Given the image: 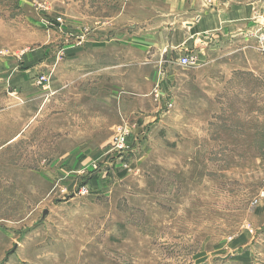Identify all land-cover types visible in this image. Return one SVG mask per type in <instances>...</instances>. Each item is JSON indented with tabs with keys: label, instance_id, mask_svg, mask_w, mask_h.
I'll use <instances>...</instances> for the list:
<instances>
[{
	"label": "rangeland",
	"instance_id": "rangeland-1",
	"mask_svg": "<svg viewBox=\"0 0 264 264\" xmlns=\"http://www.w3.org/2000/svg\"><path fill=\"white\" fill-rule=\"evenodd\" d=\"M123 2L0 0V61L18 67L25 53L49 46L30 94L56 99L33 118L40 98L14 104L23 92L0 85V264H264V231L254 240L261 224H247L264 191V118L251 112L256 102H244L236 116L238 102L207 101L204 109L183 93L173 102L169 91L160 119L159 97L135 96L134 88L140 76L155 72V53L145 59L133 52L130 65L123 52L102 47L99 67L91 72L84 65L78 78L81 64L65 58L74 53L63 46L92 36ZM154 2L133 1L131 9L146 3L150 15ZM236 39L243 45L258 40ZM147 59V68L140 67ZM11 74L18 72L1 75ZM91 84L104 101L77 95ZM124 92L133 113L120 118L119 103L108 94ZM221 110L228 116L219 117ZM139 113L154 119L135 128L144 121ZM119 136L121 152L114 149Z\"/></svg>",
	"mask_w": 264,
	"mask_h": 264
},
{
	"label": "crops",
	"instance_id": "crops-1",
	"mask_svg": "<svg viewBox=\"0 0 264 264\" xmlns=\"http://www.w3.org/2000/svg\"><path fill=\"white\" fill-rule=\"evenodd\" d=\"M133 1L138 0H124L120 11L108 14V17L104 18L107 22L99 24L101 21L98 20L99 25L94 27V33L89 38L82 39L74 45L63 46L66 53H71V51L74 53V56L68 55L65 58H74L81 64L77 68L79 70L77 73L82 74H77V78L84 77L85 73L80 72V69L84 70V65L90 64L91 72L96 65L99 67L100 61L97 60L96 55L102 47H106L116 56L123 52L124 59L130 60L128 62L130 65L133 52L143 54L145 59L151 52L156 55L158 67H155V72L145 73L140 76L139 82L134 83V88L138 91L135 96L145 98L152 94L154 100L159 97L160 119L166 114L165 97L169 91H171L173 102H175L176 95L179 97L180 93H183L187 96L188 102L202 101L204 109L207 101L238 102L239 104L237 103L232 108L236 116L243 115L244 102L254 101L257 108L251 109V112L258 118H264V107H262L264 104V44H257V41L255 45L232 43L236 38L243 40L255 38L258 33L264 34V11L262 9L264 0L245 2L240 0L223 2L209 0L206 2L203 0L202 4H198L197 0H192V4L196 2L199 5L193 7L186 0H156L152 5L153 12L150 15L144 13L146 3H142L143 8L138 11H132ZM176 31L179 35H174ZM98 36H101L100 39ZM49 51V46H45L25 53L21 64L18 65L21 69H18L16 64L11 65L10 62L0 61V85L9 87L11 90L17 88L23 92L20 93L21 96L17 94L13 100L14 104L40 98L36 108L33 109V118L43 110L47 111L49 103L56 100L52 93L46 94L43 100L35 93L30 94L35 85L33 77L36 69L45 63L48 58L46 54ZM189 54L195 57V63L190 66L179 65L177 60ZM143 62L140 61L139 66L147 68L150 61L147 59ZM122 66L126 67L128 64L124 62L118 65V67ZM175 67L186 71L189 77L186 79L177 77V73L174 72ZM14 69L18 72L17 75H1L5 70L7 72ZM83 83L84 81H81V84ZM91 85L88 88L83 87L77 95H86L92 103L104 101L97 95L93 84ZM141 85L144 88L139 87ZM184 85H187V88L181 92ZM12 94L10 91V95ZM125 94V92L119 93L118 96L115 93L108 94L112 102L119 103L118 116L120 118L129 117L133 113L130 107V97ZM23 95H28L29 98L24 99ZM227 108L224 107V109ZM60 114L64 117L68 115L65 110L60 111ZM194 114L195 117L196 112ZM139 115L143 116L144 121L139 125L135 124V128L143 127L147 123L145 118H150L149 121L154 119L151 115L147 117L142 113ZM217 115L227 117L228 112L221 110ZM203 120V125L207 126L208 121ZM218 122L226 125L221 119ZM123 127H127V124ZM64 132H70L68 126L63 127ZM17 135L8 139L7 143L13 141ZM71 157L77 159L74 155ZM68 158L67 153L59 156L62 162H66ZM247 224H261L252 232L254 240L264 231L263 198H258Z\"/></svg>",
	"mask_w": 264,
	"mask_h": 264
},
{
	"label": "built area",
	"instance_id": "built-area-1",
	"mask_svg": "<svg viewBox=\"0 0 264 264\" xmlns=\"http://www.w3.org/2000/svg\"><path fill=\"white\" fill-rule=\"evenodd\" d=\"M255 38H257L258 40V44H264V35L261 33H258L255 35ZM178 64L181 66H190L193 65L196 61L195 57L191 54L189 55H185L183 57H180L178 60ZM42 80H44V77H41ZM39 82V81H38ZM125 145H124V137L123 136H119L116 140V142L114 143V149L115 151L121 152L124 151L125 149ZM261 197H264V191H262L260 193Z\"/></svg>",
	"mask_w": 264,
	"mask_h": 264
},
{
	"label": "water",
	"instance_id": "water-1",
	"mask_svg": "<svg viewBox=\"0 0 264 264\" xmlns=\"http://www.w3.org/2000/svg\"><path fill=\"white\" fill-rule=\"evenodd\" d=\"M45 213H46V211H44V212H43V214H45ZM201 264H208V263H206V262H203V263H201Z\"/></svg>",
	"mask_w": 264,
	"mask_h": 264
},
{
	"label": "trees",
	"instance_id": "trees-1",
	"mask_svg": "<svg viewBox=\"0 0 264 264\" xmlns=\"http://www.w3.org/2000/svg\"><path fill=\"white\" fill-rule=\"evenodd\" d=\"M123 173L121 172L120 175H122Z\"/></svg>",
	"mask_w": 264,
	"mask_h": 264
}]
</instances>
